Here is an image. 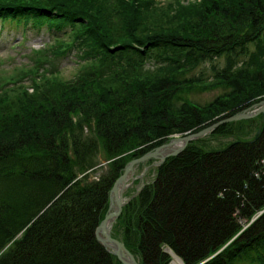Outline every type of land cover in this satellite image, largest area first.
<instances>
[{
  "label": "trees",
  "instance_id": "1",
  "mask_svg": "<svg viewBox=\"0 0 264 264\" xmlns=\"http://www.w3.org/2000/svg\"><path fill=\"white\" fill-rule=\"evenodd\" d=\"M0 19L56 32L0 74V264H123L96 228L125 165L264 99V0H0ZM72 53L80 68L64 79L54 64ZM208 63L210 81L188 76ZM220 85L204 105L184 97ZM263 118L255 141L194 140L157 166L114 226L141 264H170L166 247L184 264L253 251L264 264V212L242 223L264 209Z\"/></svg>",
  "mask_w": 264,
  "mask_h": 264
},
{
  "label": "rangeland",
  "instance_id": "2",
  "mask_svg": "<svg viewBox=\"0 0 264 264\" xmlns=\"http://www.w3.org/2000/svg\"><path fill=\"white\" fill-rule=\"evenodd\" d=\"M160 1H166V0H160ZM55 34H56L55 27L53 29V28H48L47 25H44L41 27L37 25H33L32 22H29V24L26 25L25 22L20 24V23H16L15 21L0 20V74L4 73V75H11L7 72H9L13 68H15L14 69L15 72L14 70L10 72L18 73V72H21V70L25 66L31 65L32 62L30 61V58L27 57V51L29 52L33 48L34 50L44 48L45 47L44 45L46 43H52L54 41L53 36ZM38 54L41 55V53H38ZM79 62L80 60L78 56L72 53L68 57H65V58L60 57L59 59L56 60V63L54 65H57V67L60 68L61 70L60 75L64 79H72L75 76L78 69L80 68ZM200 72L206 73L204 76L206 80L210 81L212 79L213 71L211 69L210 63L202 65L201 67L197 68L195 71H193L188 76H192L193 73L195 76H197L199 75ZM225 90H227V88L223 85H220L217 87H207V88L198 86V87L189 89L184 94V97L188 100L204 105L206 103L213 101L221 93L225 92ZM255 103H258V102L252 103L251 106ZM246 108L248 107H245L244 109ZM255 108L256 107H252L251 110H254ZM260 116H261V113L255 116H252V117L243 118L237 121H232V122L242 121L241 123L244 126L241 129V132L236 133L235 135L234 134L224 135L220 133L209 132L208 134L200 138H195L191 140L190 142L197 140L206 149L210 150V149L223 148L227 146L229 143L236 141L238 139H243L244 141H249V140L251 141L254 139V137L258 133V130L261 127L260 124H256V123H259ZM251 119H254L252 124L249 123ZM176 136H184V134H173L165 142L169 141L170 139ZM109 161L110 160L104 159L103 153H101V156L99 158V164L95 167L96 169H94L93 171L89 170L88 172H90L92 176L95 178H98L99 176H102V175H106L109 170L108 169ZM157 161L158 159H152L148 163H145V164L143 163L135 167V170L133 173V176L135 177V179L134 180L130 179L127 181L128 186L126 187L124 191L123 200L125 202H128L131 197L135 196L144 185L151 183L155 179ZM263 212H264V209L256 213L255 216L251 219V221L242 222L244 225V228L247 227L249 224H251L255 219H257L258 216ZM115 225L116 223H114V226ZM114 226H113V233H116L118 238L124 239L123 234H122V227L121 228L117 227L116 229L114 228ZM20 236L21 234L19 235V237ZM165 250L171 255L170 264H174V262L176 261V258H180L181 260L180 264H184L181 257H179L174 251L169 250V247H166ZM256 256L257 254L255 251L251 252L250 254L248 253L244 254L242 257L237 259L236 264H260V262H258L257 260L258 257L256 258ZM137 260L139 264H141L138 258Z\"/></svg>",
  "mask_w": 264,
  "mask_h": 264
},
{
  "label": "water",
  "instance_id": "3",
  "mask_svg": "<svg viewBox=\"0 0 264 264\" xmlns=\"http://www.w3.org/2000/svg\"><path fill=\"white\" fill-rule=\"evenodd\" d=\"M252 107L256 108L254 110H251ZM259 113H261L264 117V99L240 112L222 118L197 132H191L185 134L184 136H176L170 139L169 141L148 151L144 155L132 159L125 166L124 172L118 177L112 187L109 210L105 218L102 220V222L96 229V236L98 240L104 246H106L113 254H115L123 264H139L136 256L129 250L125 243L121 239L116 238L113 235L114 223L120 216L123 206L126 203L123 200V194L126 187L128 186L127 181L130 179H135V177L133 176L135 167L141 163L145 164L151 159H159L156 165H160L168 156L179 154L180 152H182L191 140L195 138H200L208 134L209 132H212L221 124L252 117ZM260 132L261 129L258 130V133L253 141L258 138ZM177 143L180 144L177 145Z\"/></svg>",
  "mask_w": 264,
  "mask_h": 264
},
{
  "label": "bare ground",
  "instance_id": "4",
  "mask_svg": "<svg viewBox=\"0 0 264 264\" xmlns=\"http://www.w3.org/2000/svg\"><path fill=\"white\" fill-rule=\"evenodd\" d=\"M180 143H177V145H179ZM128 183V182H127ZM180 258H176V261L174 262V264H180Z\"/></svg>",
  "mask_w": 264,
  "mask_h": 264
}]
</instances>
